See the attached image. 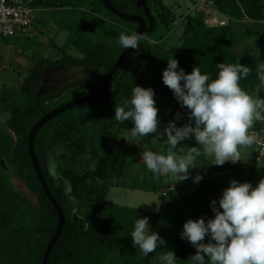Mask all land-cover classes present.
Listing matches in <instances>:
<instances>
[{"label":"trees","instance_id":"16d2710c","mask_svg":"<svg viewBox=\"0 0 264 264\" xmlns=\"http://www.w3.org/2000/svg\"><path fill=\"white\" fill-rule=\"evenodd\" d=\"M85 1L33 0L30 6L42 9L74 8L81 7ZM109 1L122 13L130 14L135 10L136 0ZM96 2L111 17H103L96 8L91 11L102 35L110 44L96 42L86 35L69 34L65 47L58 48L52 44L61 54L58 59L41 57L28 69V75L19 88L20 98L13 93L0 97L1 108L10 115L4 123L9 134L0 131V161L3 160L6 166L5 169L0 167V264H41L43 253L58 224L56 211L40 187L27 152L29 131L43 113L50 112L46 103L58 97L55 91L37 96L41 86L40 72L65 62L87 68L88 82L79 88L81 92L76 100L83 98L96 90L122 52L119 35L122 32L130 35L137 29L136 24L120 20L104 10L100 0ZM213 2L222 14L235 20L246 18L256 24L264 22V0ZM92 4L93 1H89L88 5ZM147 7L153 19L152 31L142 37L136 50H130L103 91L80 106L91 113L81 117V120L59 114L51 119L58 120L52 128L43 129L49 125V120L35 135L33 148L36 160L64 216L63 229L47 264H162L159 257L167 251L174 252L176 264H190L189 257L195 254L196 249L186 239L180 238L183 224L188 219L195 221L204 218L207 221L214 217L210 202L216 200L217 209L220 210L222 192L213 182V177L237 168L227 162L223 166L212 164L213 161H208L205 155L197 157L196 165L207 168L200 173L202 179L198 183L192 182L184 195H174L169 190V183L158 185L154 179L142 186L126 185L131 190L157 193L159 204L154 213L123 208L107 199L108 186L120 187L122 184L119 181L129 177L128 161L111 154L108 140L114 123L117 122L118 132L133 127L131 121H116L114 111L130 101L135 86L151 88L155 93L160 123L157 132L150 136L163 145L165 152H168L169 145L163 130L169 121L176 126L188 123L181 119L174 120L180 104L162 82V71L169 59L177 60L179 68L186 74L198 67L201 74H210L211 79L218 74L217 64L246 65L251 73L241 79L240 86L250 94L259 88L258 96L264 98V88L257 73V67L264 64V54L256 56L234 52L232 48L238 36L231 23L225 27L208 28L203 24L201 15H187L182 22L180 44L166 47L163 39L174 29L175 15L163 0H148ZM248 33L254 36L258 32ZM70 48L82 57L75 58L68 54ZM130 59L144 61L145 65L141 68L129 67L127 61ZM56 147L64 148L67 156L60 155L62 153L56 155ZM177 147L174 152L183 155L190 147L201 146L185 140ZM9 171L16 179L23 181L36 197L38 208L8 182ZM69 203L78 210L75 216L69 212ZM142 217L149 218L150 231L156 232L166 242L147 257L141 254L138 246L132 244L131 239L136 219ZM208 240L206 235L203 242L207 243Z\"/></svg>","mask_w":264,"mask_h":264},{"label":"clouds","instance_id":"9594fccd","mask_svg":"<svg viewBox=\"0 0 264 264\" xmlns=\"http://www.w3.org/2000/svg\"><path fill=\"white\" fill-rule=\"evenodd\" d=\"M141 39L138 33L122 32L118 43L123 49L136 50ZM217 68L216 78L211 79L210 74H201L198 67L186 74L177 60H168L162 71V82L173 92L180 106L190 110L189 122L177 127L169 121L164 128L169 145L167 155L144 153L146 168L154 177L172 175L176 182L184 181L189 178V169L197 167V157H212V164L217 166L229 161L235 164L241 161L242 151L256 143L257 136L250 133V129L256 121H264V98L258 96L259 88L250 94L240 86L241 79L247 78L251 69L240 63H220ZM257 73L264 84V64L257 67ZM154 95L151 88L135 86L130 101L115 108L116 121L133 123L127 137L145 138L159 129ZM179 119L181 114L176 113L174 120ZM192 138L201 147H190L177 156L174 152L177 145ZM201 179L200 175L193 177L194 183ZM216 205V200L210 202L213 218L188 219L183 224L180 238L196 249L189 257L190 264H206V258L207 264H264V179L255 187L249 182L231 180L219 198L220 210ZM206 235L209 240L204 243ZM131 239L144 257L166 243L156 232L150 231L148 217L136 219ZM159 259L162 264H176L177 258L174 252L167 251Z\"/></svg>","mask_w":264,"mask_h":264},{"label":"rangeland","instance_id":"374dc122","mask_svg":"<svg viewBox=\"0 0 264 264\" xmlns=\"http://www.w3.org/2000/svg\"><path fill=\"white\" fill-rule=\"evenodd\" d=\"M89 1H93L91 6L88 5ZM163 3L174 13L175 20L178 22L176 27L172 24L174 29L170 35L163 39V45L166 47L179 45V36L183 29L182 18L185 12L193 4V0H163ZM94 8L98 9V13L103 17L105 16L106 18H111L106 12L102 10V8H100L96 0H86L84 5L81 4V7L74 8L59 9L53 7L42 9L40 7H35L33 11V22L31 27L17 32L12 37L0 41V97H5L6 95L13 93L15 96L20 98L21 95L19 88L28 75V69L41 57L58 59L61 54L58 52L57 48L52 46V44H55V46L58 48L65 47L69 34L86 35L88 38L96 42L110 44V42L102 35L99 24L94 20L95 16L91 13ZM106 22L107 21H105L104 24H106ZM231 26L233 27L232 29L234 30V33H236L238 36L234 46H236L237 43L238 46L247 44V41L252 37L248 32L255 31L262 33L264 25L251 23L245 18L239 20V22L236 24L231 22ZM148 41L151 43L153 42L149 39ZM18 50H22L24 52L22 58L28 59L27 62L30 64L29 66H22L23 64L18 62L16 59V55L19 53ZM67 53L75 58L82 57L79 52L72 48H70ZM144 65L145 62L138 59H130L127 61V66L132 68H141ZM80 92L81 89L70 90L66 92L58 100L52 103L47 102V109L53 110L70 101L76 100ZM80 106L82 105L66 110L63 112L64 116L76 117L78 120L79 118L81 120V117H85L90 111L87 108ZM185 109L188 110L187 108ZM9 117V112L3 111L0 106V131H2L4 134H9V131L6 129L4 124V120L6 121ZM57 121L56 119L51 120L49 125L43 129L48 130L49 128H52ZM116 123L112 125V135L109 136L110 139L108 140L111 144V154L122 157L128 161L129 177L119 181L122 184L121 187H115L111 185L108 186V200H111L113 203L123 208L139 209L141 211L152 213L154 209L151 207L145 208L143 201H145L146 198H150L152 201L155 200L156 202V195L152 193H142L140 191L134 192L126 189V185L142 186L148 182L155 181L158 185L169 183V185L172 186H170L169 190L173 191L174 195H182L187 191V187L180 184L182 181L176 182L175 177L172 175H161L156 178L154 177L153 173L147 170L145 163L141 162V156L150 148L153 150L152 152L155 151L154 153L163 155L168 154V152H165L164 149L161 148L162 145L160 142L156 145L145 142L146 138H129L126 136V133L132 127L118 132ZM152 145L155 146L153 147ZM54 151L56 155L60 153H62L60 155H66L64 148L56 147ZM176 155L180 156L178 154ZM247 170L249 171L250 168L244 171L245 174L247 173V175H249ZM9 174L10 171L7 173L8 182L17 190L25 194L34 204V206L38 208L39 205L36 197L27 189L24 182L16 179L13 174ZM242 181L245 182V179ZM68 207L70 214L75 216L78 212L76 206L69 203Z\"/></svg>","mask_w":264,"mask_h":264},{"label":"water","instance_id":"95a60500","mask_svg":"<svg viewBox=\"0 0 264 264\" xmlns=\"http://www.w3.org/2000/svg\"><path fill=\"white\" fill-rule=\"evenodd\" d=\"M100 2L102 3L104 10L108 11L113 16H115L118 19L123 20L125 22L136 24L137 29L135 30L134 33H138L143 37L144 35L149 34L152 31L153 19H152L151 12L149 11V9L147 7L148 0H136V3H135V8L137 10H141L143 16H140L136 13H134V14L122 13V12L116 10L112 6V4L109 0H100ZM146 24L148 25L147 28H146ZM130 50L131 49H123L122 50V52L117 57L114 64L112 65V67L108 71V73L105 75V77L103 78V80L101 81L99 86L96 88V90H94L91 94H89L83 98L70 101V102H68V103H66V104H64L58 108L51 110L50 112L43 113L41 118H39L35 122V124L31 128V130L29 131V134L27 137V152H28V156H29L33 171L37 177V180L40 184V187H41L44 195L47 197L49 202L54 207L56 214H57V217H58V224H57L56 230H55L52 238L48 242L47 247L43 253L41 264H47L49 254H50L52 248L54 247V245L56 244V242H57V240L61 234V231L63 229L64 216H63V213H62L59 205L57 204L55 199L52 197V195H51V193H50V191H49V189L45 183L42 172L39 168V164L36 160V157L34 154V148H33L35 135L41 129V127L43 125H45L52 118H54L57 115L65 112L66 110H69V109L76 107V106H79V105H84V104L90 102L92 99L96 98L103 91V89L106 87L109 80L111 79L113 74L116 72L118 67L122 64V62L124 61V59L126 58L128 53L130 52ZM88 73H89V71L87 68L79 67V66H72V65H67L65 67L59 66V67L44 69L40 72V80L42 82V85H41V87L37 93V96H41L44 93H46V91L50 87H53L56 90H61L64 87H67L69 85H73L79 81H82L85 79V77L88 75ZM0 167H2L3 169L6 168L4 166L3 160L0 161Z\"/></svg>","mask_w":264,"mask_h":264},{"label":"crops","instance_id":"0c3cea01","mask_svg":"<svg viewBox=\"0 0 264 264\" xmlns=\"http://www.w3.org/2000/svg\"><path fill=\"white\" fill-rule=\"evenodd\" d=\"M249 21L251 23H256L251 20ZM261 24H263V22ZM237 44L236 46L232 48L234 52H237V53L246 52L252 55L261 56L264 54V31L262 33H257L256 35L252 36L247 41V44H242L238 46ZM18 52L19 53L16 55V59L18 60V62H20V64H23L22 66H25V67L29 66L30 64H28L27 62L28 59L22 58V56L24 55V52L22 50L21 51L18 50ZM261 86L264 88V84H261ZM185 108L186 107L179 106L176 110V113L181 114V120L189 122V111L186 110ZM177 127H182V126H177ZM145 138H146L145 142H148L150 144L157 145L159 143L156 138L151 137L150 135ZM187 141L196 143L194 138L188 139ZM152 146L154 147L155 145H152ZM161 148H163V145ZM147 151H153V150L150 148ZM143 155L140 158L141 162H144ZM206 159L208 161H213L214 158L206 156ZM227 163L232 164L236 166L237 168L234 170L225 171L224 173L218 174L213 177V182L218 186L217 188L220 191H223L225 188H227L229 186L230 181L233 179L236 180L238 183H243L242 180L245 179V182H249L253 187H255L261 179H264V156L259 159H256V155L251 147L242 151L241 161H238L235 164H233L231 161ZM206 168H207L206 166H199V167L197 166V167L189 169V178L180 183L182 186L187 187V191L184 192L182 195L188 193L190 189V184L194 182L193 177H195L196 175H200V173H202ZM249 168L250 170L249 171L247 170L249 172V175H247V173L245 174L244 171ZM131 191H134V192L140 191L142 193L145 192L141 190H131ZM145 193H152V192H145ZM152 194L156 195L155 198L157 199V201L155 202V200L152 201V199L146 198V200L143 201V204L145 205L144 206L145 208H150V207L153 208L154 210L152 211V213H154L156 212L158 208L159 201H158V196H157L158 194L157 193H152Z\"/></svg>","mask_w":264,"mask_h":264},{"label":"built area","instance_id":"2783aa9c","mask_svg":"<svg viewBox=\"0 0 264 264\" xmlns=\"http://www.w3.org/2000/svg\"><path fill=\"white\" fill-rule=\"evenodd\" d=\"M33 0H0V41L14 36L17 32L31 27L34 8L30 6ZM201 15L205 27L217 28L235 24L238 20L222 14L215 6L213 0H193V4L183 15ZM180 20V21H182ZM178 22L174 21L176 27ZM264 24V22H263ZM250 133H255L257 141L251 148L256 159L264 156V121H256Z\"/></svg>","mask_w":264,"mask_h":264},{"label":"flooded vegetation","instance_id":"af4514ba","mask_svg":"<svg viewBox=\"0 0 264 264\" xmlns=\"http://www.w3.org/2000/svg\"><path fill=\"white\" fill-rule=\"evenodd\" d=\"M136 3V2H135ZM134 13H136V14H138V15H140V16H143V14H142V11L141 10H137L136 8H135V10L132 12V13H130V14H134ZM137 26V25H136ZM148 27V25L146 24V28ZM67 65H72V66H79V65H76V64H71V63H69V62H65V64H63V65H59V66H63V67H65V66H67ZM59 66H57V67H59ZM79 67H83V66H79ZM88 77H89V73H88V75L85 77V79L84 80H82V81H79V82H77V83H75V84H73V85H69V86H67V87H64L63 89H61V90H56L55 88H53V87H50L47 91H46V93H44L43 95H48V94H50L51 92H53V91H55L56 93H58V97L56 98V99H53L50 103H52V102H54V101H56V100H58L63 94H65L66 92H68V91H70V90H76V89H79V88H82L84 85H86V83L88 82ZM41 81V80H40ZM41 85H42V82H41ZM41 87V86H40ZM40 89V88H39ZM43 95H41V96H43ZM49 102V101H48Z\"/></svg>","mask_w":264,"mask_h":264}]
</instances>
